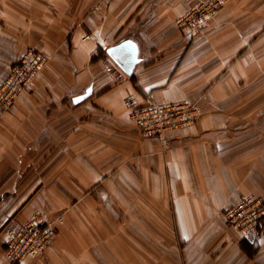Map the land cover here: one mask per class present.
Listing matches in <instances>:
<instances>
[{
	"label": "crops",
	"instance_id": "crops-1",
	"mask_svg": "<svg viewBox=\"0 0 264 264\" xmlns=\"http://www.w3.org/2000/svg\"><path fill=\"white\" fill-rule=\"evenodd\" d=\"M0 0V81L27 48L47 63L0 106V264H264L223 215L264 200V0H228L195 30V0ZM129 42L126 74L106 53ZM90 89L79 103L74 99ZM194 104L143 137L124 101ZM56 223L45 252L11 263V220Z\"/></svg>",
	"mask_w": 264,
	"mask_h": 264
},
{
	"label": "built area",
	"instance_id": "built-area-1",
	"mask_svg": "<svg viewBox=\"0 0 264 264\" xmlns=\"http://www.w3.org/2000/svg\"><path fill=\"white\" fill-rule=\"evenodd\" d=\"M109 0H98L92 11ZM228 0H195L194 7L178 21L181 28L190 31L197 29L213 19ZM48 57L33 48H27L18 63L12 66L7 77L0 83V105L9 109L32 83L47 63ZM130 118L143 137H156L167 131L193 124L197 119V107L194 104H164L147 102L138 104L133 97L124 101ZM224 224L233 229L243 239L250 241L259 233L264 221V200L247 196L228 208L224 215ZM56 223H47L40 215H35L27 223L11 220L7 229L8 240L6 255L11 263H21L27 257L42 255L57 232Z\"/></svg>",
	"mask_w": 264,
	"mask_h": 264
},
{
	"label": "water",
	"instance_id": "water-1",
	"mask_svg": "<svg viewBox=\"0 0 264 264\" xmlns=\"http://www.w3.org/2000/svg\"><path fill=\"white\" fill-rule=\"evenodd\" d=\"M109 57L128 75L132 73L133 66L136 63L135 51L130 47L129 42H123L107 49ZM90 89L74 99V103H79L90 95Z\"/></svg>",
	"mask_w": 264,
	"mask_h": 264
},
{
	"label": "rangeland",
	"instance_id": "rangeland-1",
	"mask_svg": "<svg viewBox=\"0 0 264 264\" xmlns=\"http://www.w3.org/2000/svg\"><path fill=\"white\" fill-rule=\"evenodd\" d=\"M18 61H19V60H18ZM16 63H18V62H16ZM16 63H15V64H16ZM15 64H13V65H15ZM13 65H12V66H13ZM12 66H11V68H12ZM11 68H10V70H11ZM10 70H9V72H10ZM9 72H8V74H9ZM8 74H7V75H8ZM7 75H6V77H7ZM6 77H5V78H6ZM5 78H4V79H5ZM4 79H3V80H4ZM3 80H1L0 83H1ZM27 89H28V88H27ZM27 89H26V90H27ZM84 93H85V92H84ZM16 100H17V99H16ZM16 100H15V101H16ZM14 103H15V102H14ZM13 105H14V104H13ZM13 105H12V106H13ZM0 106H1V105H0ZM12 106H11V107H12ZM11 107H10V108H11ZM1 108H2V106H1ZM10 108H9V109H10ZM2 109H3V108H2ZM9 109H3V110H9ZM36 215H37V214H36ZM38 215H39V214H38ZM61 219H62V218H61ZM60 224H61V223H60ZM57 225H59V224H57ZM8 228H9V227H8Z\"/></svg>",
	"mask_w": 264,
	"mask_h": 264
}]
</instances>
